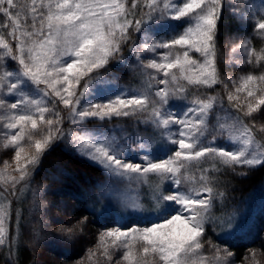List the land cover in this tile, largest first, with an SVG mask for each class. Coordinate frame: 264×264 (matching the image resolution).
<instances>
[{
    "label": "snow or ice",
    "instance_id": "snow-or-ice-1",
    "mask_svg": "<svg viewBox=\"0 0 264 264\" xmlns=\"http://www.w3.org/2000/svg\"><path fill=\"white\" fill-rule=\"evenodd\" d=\"M232 5V14L249 21L264 39V13L256 18L248 0H232ZM224 7L225 0H0V150L13 151L11 162L4 160L0 167V246L16 239L10 235L12 202L6 194L15 195L27 184L54 142L67 137L74 151L100 165L114 182L158 180L153 210L113 185L108 195L137 220L101 232L78 264H100L101 258L112 264L114 255L120 256L115 264H262L258 257L264 252L257 249L239 262L227 247L208 242L211 252L204 251L217 195L211 173L264 166V140L257 138L264 123H256L264 114V72L242 75L238 85L231 80L233 90H228L231 78L222 79L217 67ZM169 20L183 22L181 31L175 32L180 25ZM162 29L174 35L155 39ZM133 33L142 36L139 43ZM129 43L142 70L143 92H126L103 75L113 61L125 63ZM237 51L249 65L264 62V46L257 50L250 37L232 49ZM149 53L154 58L143 62ZM220 84L228 108L223 96L209 94L173 110V100H187L190 88L212 90ZM57 104L69 110L72 125L138 117L137 123L150 126L173 147L161 158L141 138L138 147L145 154L134 160L120 151V138L111 128L66 132ZM212 132L217 135L208 140ZM86 223V218L63 222L53 238L72 241ZM227 223L238 232L247 227L246 219L236 222L234 216Z\"/></svg>",
    "mask_w": 264,
    "mask_h": 264
},
{
    "label": "rangeland",
    "instance_id": "rangeland-1",
    "mask_svg": "<svg viewBox=\"0 0 264 264\" xmlns=\"http://www.w3.org/2000/svg\"><path fill=\"white\" fill-rule=\"evenodd\" d=\"M249 6L252 10L256 12V18H259L261 13H264V3L262 0H248ZM232 0H225V7L223 10L222 17H232ZM237 7H243V5H237ZM3 22V17H0V23ZM168 23L170 24H177L180 27L175 29V32L181 31L183 27V22L171 21L169 20ZM254 31L252 29H247L245 26L240 25L239 23L236 24V27L233 31H228V33L224 34L222 38H219V33L217 37V67L220 71L222 79H227V83L229 85L228 90H233V85L231 80H236L237 85L239 83V78L242 75H246L249 72L254 74H259L260 72H264V62H261L259 66L253 62V64L249 65L246 63L247 57L241 52L237 51L236 53L232 52V49L236 47V45L243 42L245 37H251ZM174 35V32L170 29H162L159 33L154 37L158 40H164L171 38ZM257 35V34H256ZM258 36V35H257ZM142 38V36H141ZM141 38H137L135 41L136 43L140 42ZM262 39V38H261ZM263 46H264V39ZM133 47V44L130 46L129 50H123V55L125 57V63L120 64L125 68L126 74H122L119 71L115 70L113 67L116 65L115 61L109 65L106 72L103 73L105 78L111 81L117 88H120L126 92H143L144 88V77L141 75V68L138 66L135 55L133 52H130V49ZM161 52L164 50H160ZM154 58L153 54L149 53L146 54L144 57L143 62H147L148 59ZM236 61H240L239 64ZM209 94H219L224 97V107L228 108V102L226 99V93L224 92L223 84L215 86L212 90H207L205 88H190L187 94V100H173V110L174 111H181L188 105L189 102L195 97H205ZM243 99V94L241 96ZM49 107L52 105L49 104ZM57 110L60 111L64 117V124L63 128L67 131L72 132H90L94 128H103V129H112V135H116L120 138V151L126 155L131 157L132 159H136L138 156L144 155V151L139 149L138 145L141 142V138H146L150 145L152 146V150L156 151V154L159 155L161 158L164 157L165 153L168 152L169 149H172V145L167 144L166 142L160 139L159 133L156 132L154 134V130L143 123H137L138 117H127V118H114L111 121H105L101 124L100 121L96 119H90L82 125H72L70 122L69 117V110L65 109L63 105L57 104ZM223 115V113H220ZM251 124V121H246ZM212 124L215 123V113H213V119L211 121ZM256 123H264V114L261 116H257ZM213 135H217L216 132H212L208 136V140L212 139ZM261 139L264 140V133H260ZM70 142L67 137L62 139L61 141ZM219 145H224L228 147L229 145L226 144L224 140H219L217 142ZM73 148V147H72ZM76 152V151H75ZM79 156L78 152H76ZM13 155L12 150H0V167L3 166L4 160H9L11 162V157ZM89 160L86 156H82ZM90 162L98 165L97 163L89 160ZM14 166V164H13ZM100 166V165H98ZM101 167V166H100ZM248 167V166H244ZM102 168V167H101ZM55 175H63L64 173L60 170L58 166H55ZM48 173H52L47 170ZM102 172L106 178L104 185L100 189L99 199L101 205L98 212H102L104 214L112 215L113 221H108L106 226H101L100 229H97L96 235V242L98 236L101 232L120 226L122 224H127L131 226V222H135L137 217H130L128 213L130 212L129 208H126L124 204L117 200L114 196L108 195L111 191L113 185L115 184L116 188H119L121 192L128 196H139L141 202L145 209L153 210L155 208V202L152 199L153 189L155 185L158 183L156 177H150L148 183L141 184V183H133L129 185L127 182H114L108 175V173L102 168ZM47 175V174H46ZM45 187L43 185H30L29 183L25 185H20L17 187V191L20 193L21 198H17V202L19 203V208L17 210L18 215L20 212V207L22 201L24 200V207L26 206V213H25V224H26V234L21 237V241L29 246L33 252H40L42 255L46 256V260H57L59 256L54 252L55 248L66 249V244L70 241L65 240L63 238L54 239L53 233L56 232V229L60 226L61 223L76 220L74 215L69 216L68 212H66L64 208L63 201H50L48 200ZM67 195V194H66ZM12 197L14 195L11 194L9 191L6 194V198L11 200V211L13 210V201ZM28 196V197H27ZM29 198V199H28ZM28 200V201H26ZM13 207V208H12ZM211 215V214H210ZM99 216V215H98ZM102 218V216H99ZM123 217V218H122ZM212 217V215H211ZM229 219H223L220 222V225L223 226L222 231L223 233H228L233 230L227 223ZM237 222L238 219L235 218ZM218 224V221L214 218L210 220L207 228L210 227L211 229L214 228ZM229 226V228H228ZM250 227L247 226L244 230L248 232ZM243 230V231H244ZM85 232V231H84ZM89 239V238H88ZM205 254H210L211 250L208 247V242L212 244L218 245L220 247H225L212 239L211 236L205 235ZM96 243L87 247V252L89 249H93ZM3 246H0V249ZM55 249V250H54ZM51 250V251H50ZM122 255V253L120 254ZM119 255H114V259L112 264H115L116 260H119ZM40 264H44L43 260H38ZM237 262L239 260L237 259ZM100 264H108L106 260L103 258L100 259Z\"/></svg>",
    "mask_w": 264,
    "mask_h": 264
},
{
    "label": "trees",
    "instance_id": "trees-1",
    "mask_svg": "<svg viewBox=\"0 0 264 264\" xmlns=\"http://www.w3.org/2000/svg\"><path fill=\"white\" fill-rule=\"evenodd\" d=\"M139 14L138 11L137 15ZM237 23L254 31L253 25L249 21L235 15L224 16V18L221 17L218 24L219 38H222L228 31H233ZM136 40L137 37L133 33V41ZM250 40L257 50L263 46V40L256 35L255 31ZM131 45L132 43H129L124 49L129 50ZM113 68L122 74L127 73L122 65H115ZM257 138L261 139L260 133H257ZM55 166H58L64 174L55 175ZM204 166L206 167L207 163ZM47 170L52 173H48ZM211 175L215 178L213 187L217 195L214 198L210 214L218 221V224L212 229L208 227L206 234L236 253L239 261L250 249L264 252V248L261 247L264 246V166L258 165L252 169L237 166L235 170L221 167L219 172L211 173ZM105 181L102 168L79 156L67 139L54 142L42 157L28 183L31 186L43 185L48 200L63 201L69 216L74 215L76 218V220L70 221L75 222L86 218L85 232L83 231L78 238L68 242L66 249H54L59 259L46 260V256L40 252H33L21 241V237L27 232L24 223L26 206L22 210L23 200L18 215L17 198L20 193L17 191L14 197L11 196L14 208L12 207L9 219L10 235L16 239L15 243L9 239V242L0 249V264H40L38 260H43L44 264H78L81 262L87 255V247L96 243V230L101 226H106L108 221H113L112 215L98 212L101 203L97 199H99L100 189ZM219 193H223V196H219ZM233 216L238 221L242 218L247 220V226L250 227L248 232L231 230L228 233H223V226L220 225V222ZM258 258L264 264V255Z\"/></svg>",
    "mask_w": 264,
    "mask_h": 264
}]
</instances>
